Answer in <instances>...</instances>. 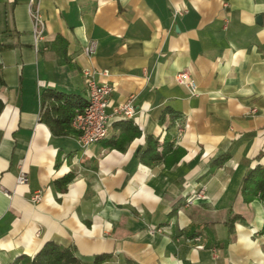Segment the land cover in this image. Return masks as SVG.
Listing matches in <instances>:
<instances>
[{"label":"crops","instance_id":"obj_1","mask_svg":"<svg viewBox=\"0 0 264 264\" xmlns=\"http://www.w3.org/2000/svg\"><path fill=\"white\" fill-rule=\"evenodd\" d=\"M28 3L0 0V264L48 241L73 246L82 264L99 254L111 256L104 264H264V202L239 192L245 171L264 166V0H41L38 50ZM56 36L69 64L57 62ZM87 68L113 85L108 113L133 95L135 115L112 117L106 138L81 147L40 121V97L53 89L85 104ZM180 71L195 96L176 83ZM166 108L178 117L161 120ZM127 121L141 134L111 147ZM148 135L169 138L182 156L170 166L142 162ZM232 214L242 220L229 233Z\"/></svg>","mask_w":264,"mask_h":264},{"label":"trees","instance_id":"obj_2","mask_svg":"<svg viewBox=\"0 0 264 264\" xmlns=\"http://www.w3.org/2000/svg\"><path fill=\"white\" fill-rule=\"evenodd\" d=\"M54 53L59 64H69L66 54L67 43L60 37L56 36L54 44ZM1 84V79H0ZM41 110L40 121L45 123L51 133L55 136L77 135V132L71 127V121L75 114L81 111L85 104L81 105L79 97L72 94H65L53 89H45L40 97ZM2 103L0 100V109ZM168 115L174 120L178 117V113L171 108H166L161 116V120ZM141 131L132 122L121 124L120 132L117 138L111 141V147L123 150L125 145L134 137H138ZM183 151L173 147V142L166 138L163 142H159L157 137L152 135L146 136V146L139 153V159L148 164L162 162L165 166H170L177 162L182 156ZM228 154H222L212 161L211 167L217 168L223 165L228 159ZM70 175H66L53 182L55 188L59 191H65ZM239 192L244 202L248 203L252 200L264 202V166L256 164L252 168H248L240 182ZM176 211L173 207L171 214ZM242 220L237 214H232L225 220V226L230 233L234 223ZM193 238V236H190ZM111 259L110 255H95L92 264H104ZM13 264H82L81 260L75 254V248L71 245L63 246L54 241L46 242L33 256L21 255L17 257ZM125 264H137L131 259H126Z\"/></svg>","mask_w":264,"mask_h":264},{"label":"built area","instance_id":"obj_3","mask_svg":"<svg viewBox=\"0 0 264 264\" xmlns=\"http://www.w3.org/2000/svg\"><path fill=\"white\" fill-rule=\"evenodd\" d=\"M41 0H29V14L32 19L33 34H34V48L38 50V42L43 39L44 19L41 12ZM227 6V3H224ZM181 14L176 11L174 14ZM83 51L86 55H92L95 52V43L89 42ZM83 79L87 91V100L83 109L75 114L71 121V127L77 132V141L81 147H87L107 137L109 121L112 117L120 119H131L135 115L134 96L129 95L124 101L111 107V112H107L110 106V95L113 91V85L105 81L96 79L95 71L91 69L82 70ZM100 74H105L101 72ZM176 83L187 88L191 95L197 94L196 84L189 76L188 72L180 71L175 75ZM183 129L177 128V135H181ZM16 182L18 184H25L27 176L24 172H20L17 176ZM205 186H201L196 192V197H204ZM31 201L37 203L41 200V193L34 192L31 195ZM150 234L162 233L163 228L160 226H148ZM190 241L196 242V248H203L199 242V237H193Z\"/></svg>","mask_w":264,"mask_h":264}]
</instances>
